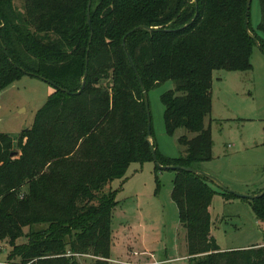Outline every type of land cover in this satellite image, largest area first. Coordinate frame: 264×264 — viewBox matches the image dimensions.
Instances as JSON below:
<instances>
[{"label": "trees", "instance_id": "16d2710c", "mask_svg": "<svg viewBox=\"0 0 264 264\" xmlns=\"http://www.w3.org/2000/svg\"><path fill=\"white\" fill-rule=\"evenodd\" d=\"M87 1L23 0L19 9L0 0V92L25 75L68 92L54 87L16 139L0 132V241L17 264H78L80 256L108 264L117 202L105 187L133 163H154L151 146L161 166L200 171L212 159L204 121L213 72L252 69L246 0H91V28ZM260 7L264 30V0ZM128 56L146 92L173 83L160 97L165 132L190 135L177 139V158L162 156L152 131L147 136ZM173 172L171 200L186 231L188 264H264V245L222 251L210 234L214 195L236 197L215 192L201 176ZM250 201L264 223V195ZM21 237L26 241L17 245Z\"/></svg>", "mask_w": 264, "mask_h": 264}, {"label": "rangeland", "instance_id": "374dc122", "mask_svg": "<svg viewBox=\"0 0 264 264\" xmlns=\"http://www.w3.org/2000/svg\"><path fill=\"white\" fill-rule=\"evenodd\" d=\"M23 7V0H14ZM263 15L260 0H252L249 24L264 42L259 29ZM252 69L247 72L215 71L212 81L211 114L205 119L213 142L212 159L200 165V171L215 177L233 193L256 196L264 190V53L253 47ZM173 89L171 81L147 92L150 127L158 152L167 158L180 156L177 139L189 135L183 129L169 136L165 132L160 97ZM55 88L31 76H22L0 92V132L17 138L29 129L36 112ZM174 172L155 170L153 162L133 163L121 180L105 191L115 192L117 202L111 218V259L124 263L188 264L186 231L180 225L178 211L171 200ZM208 185L217 193L216 186ZM210 234L222 251L264 245V223L258 221L251 201L214 195L209 207ZM24 234L27 229H24ZM24 237L16 241L25 243ZM12 249L0 241V264L9 260ZM149 254L137 256L132 254ZM78 264H90L80 256Z\"/></svg>", "mask_w": 264, "mask_h": 264}, {"label": "water", "instance_id": "95a60500", "mask_svg": "<svg viewBox=\"0 0 264 264\" xmlns=\"http://www.w3.org/2000/svg\"><path fill=\"white\" fill-rule=\"evenodd\" d=\"M251 1L252 0H246L245 21H244L245 22V31H246V34L249 36V38H251L254 41L255 45L260 49L258 40L249 31L248 23H249V10H250ZM90 7H91V0H88L87 1V10H86V22H87V25H88L89 28H91ZM91 37H92V31H91ZM90 42H91V40H89V44H90ZM0 45L3 48V50L5 51V48H4V46H3L1 41H0ZM88 51H89V46H88L87 52ZM128 60H129V64H130L131 68L133 69V71H134V73H135V75L137 77V81H138L140 89H141V93H142V97H143V103H144L146 117H147V136L150 137V135H151V127H150V113H149V104H148V99H147V92H146V90H145V88L143 86V83L141 81L140 76L138 75V73L136 71L134 63H133V61L131 60V58L129 56H128ZM36 78L45 81L43 78H39V77H36ZM47 83H49L51 86L59 89L61 92L68 94V92L65 89H62V88L56 86L54 83H52V82H47ZM81 90H82V88H81ZM150 149H151V153H152V156H153V160H154L155 166H156V168L158 170L183 171V172L191 173L193 175L201 176V177L205 178L206 180H208L211 184L216 186L219 190H221V192L227 193V194H231V195H233V196H235L237 198H240V199L254 200V199L262 197L264 195V190L260 194H258L256 196L239 195L237 193H233L232 191H230L227 187H225L215 177L210 176V175H208V174H206V173H204L202 171H197V170H194V169H191V168H188V167H181V166H161L156 160V156H155V150L156 149H155V147L151 146Z\"/></svg>", "mask_w": 264, "mask_h": 264}, {"label": "built area", "instance_id": "2783aa9c", "mask_svg": "<svg viewBox=\"0 0 264 264\" xmlns=\"http://www.w3.org/2000/svg\"><path fill=\"white\" fill-rule=\"evenodd\" d=\"M132 255H133L134 257H137V256H140V257H142V256H150V257H151V255H149V254H145V253H141V254L133 253ZM106 262H107L108 264H138V263H124V262H120V261L112 260V259L106 260ZM139 264H149V263H139Z\"/></svg>", "mask_w": 264, "mask_h": 264}]
</instances>
